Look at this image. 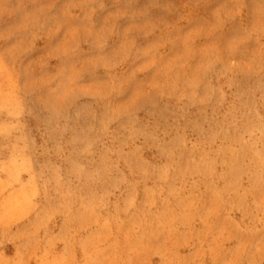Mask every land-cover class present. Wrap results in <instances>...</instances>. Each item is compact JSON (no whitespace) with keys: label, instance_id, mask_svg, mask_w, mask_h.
Returning <instances> with one entry per match:
<instances>
[{"label":"rangeland","instance_id":"374dc122","mask_svg":"<svg viewBox=\"0 0 264 264\" xmlns=\"http://www.w3.org/2000/svg\"><path fill=\"white\" fill-rule=\"evenodd\" d=\"M0 264H264V0H0Z\"/></svg>","mask_w":264,"mask_h":264}]
</instances>
